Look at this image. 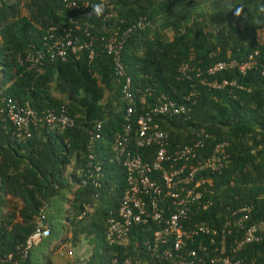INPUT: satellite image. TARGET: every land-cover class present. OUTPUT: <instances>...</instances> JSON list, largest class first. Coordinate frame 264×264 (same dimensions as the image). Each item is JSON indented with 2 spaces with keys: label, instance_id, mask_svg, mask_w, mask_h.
<instances>
[{
  "label": "trees",
  "instance_id": "1",
  "mask_svg": "<svg viewBox=\"0 0 264 264\" xmlns=\"http://www.w3.org/2000/svg\"><path fill=\"white\" fill-rule=\"evenodd\" d=\"M73 1L78 0H0V264H110L112 257L120 262L125 256L162 264L155 254L164 246L152 250L144 244L157 222L131 224L122 244L108 243L105 236L107 217L116 216L125 186L122 168L112 158V138L128 125L131 139L136 115L163 103L162 97L184 106L179 113L153 116L166 135L168 152L199 136L203 144L196 153L206 157L220 143V167L208 170L209 181L203 183L211 202L194 212V222L221 228L243 206H249L245 225L264 220V75L251 69L237 74L234 68L204 72L205 80L233 79L244 87L214 88L200 83L194 71L254 49L257 62L264 63V43L256 40L253 24L264 0H234L245 5L247 18L234 17L224 0H109L113 16L108 19L85 16L67 5ZM49 25L55 27L54 35L60 33L56 25L70 30L87 48L68 52L64 59L50 57L48 42L41 40ZM111 25L129 27L118 56L132 101L123 97L122 81L99 41L88 43L87 35H103ZM37 49L42 56L31 65L25 57ZM190 92L193 100L183 99ZM8 101L26 103L39 114L46 109L66 112L72 125L60 131L30 126L28 136L17 137L1 110ZM127 106L132 112L124 117ZM137 152L146 159L153 148ZM88 162L101 167L97 184L87 176ZM36 227L47 233L32 241L23 259L6 260ZM242 232L228 226L225 246ZM51 236L55 241L50 244ZM233 256L240 264H264V235L243 243Z\"/></svg>",
  "mask_w": 264,
  "mask_h": 264
},
{
  "label": "built area",
  "instance_id": "2",
  "mask_svg": "<svg viewBox=\"0 0 264 264\" xmlns=\"http://www.w3.org/2000/svg\"><path fill=\"white\" fill-rule=\"evenodd\" d=\"M97 0H78L67 5L78 8L85 16H89L90 5ZM113 16L108 9L102 19H108ZM121 22L120 20L118 21ZM139 23V22H138ZM112 26V27H111ZM103 35H87L88 43L92 40L99 41L112 61V71L116 79L120 82V91L127 101H132V89L129 86V78L124 74L122 63L119 60V50L123 43L124 35L127 34L129 27L119 29L117 25H111ZM77 27V26H76ZM56 30L60 31L57 35L55 27L49 25L42 37L43 42L49 44V56L57 55L64 59L69 52L73 53L87 48V42H80L78 35L71 34L70 30L56 25ZM120 31V32H119ZM42 51L37 49L35 53L27 54L30 64L41 58ZM259 51L252 50L239 59L227 58L218 60L208 66L204 71L196 69L195 76H198L199 82L210 87L220 88L224 85L244 88L236 84L235 80L225 78H211L205 80V73H213L223 69L234 68L237 74H244L246 70H256L260 75H264V63L257 62L256 57ZM89 50L87 58L91 57ZM75 54V58H77ZM186 68V63L179 67V70ZM187 70V69H186ZM192 92L185 94L183 99L193 100ZM9 100V98H6ZM163 103L153 105L145 111L141 109L135 117L136 127L134 134L127 135L128 125H125L122 133L114 135L110 143L113 152L112 158L123 171L125 186L118 201V207L115 217H107L108 230L105 233L108 243L122 244L126 238L131 224H146L148 222H157L159 227L150 234V239H146L144 244H148L152 250H158L161 245L163 248L155 254L157 261L162 264H240V259L233 256V253L246 242L259 241L264 235V220L250 222L247 225L248 209L241 207L232 211L230 217L225 218L222 226H209L207 224L195 223L192 219L194 212L205 209L211 202L205 197L207 191L203 185L207 177L199 172H208V170H217L220 167V143H217L209 156L200 157L196 153V148L202 146V139L198 136L192 139L189 144H184L179 148H174L168 152L164 147L166 135L156 123L153 116L160 113H179L184 110L183 105H175L172 100L162 97ZM140 102H144L141 98ZM15 104H17L15 102ZM7 102L4 115L14 126L15 136L24 137L29 134V127L44 125L49 130L60 131L65 126L72 125L73 117L66 112L53 109H46L37 113L26 103L15 105ZM132 112L130 106L126 107L128 116ZM153 148V154L150 158L143 159L139 154V148ZM91 149L87 148V157L90 158ZM197 157L198 160L190 162V158ZM87 176L92 178V183L97 184L95 177H101V167L98 163L88 162ZM199 173L197 178L196 174ZM89 178V177H86ZM208 181V180H207ZM234 215H236L234 217ZM191 219L189 223L188 220ZM236 226L238 230L243 229L240 239L234 238L233 244L226 247L225 235L228 226ZM47 230L43 227H36L34 232L28 235L23 243L16 245L14 257L12 253L5 255V259H23L26 256L27 249L39 235H45ZM197 236V237H193ZM69 254V251L66 252ZM2 258H0V261ZM145 264L139 259L132 261L125 256L120 262L112 257L110 264Z\"/></svg>",
  "mask_w": 264,
  "mask_h": 264
},
{
  "label": "clouds",
  "instance_id": "3",
  "mask_svg": "<svg viewBox=\"0 0 264 264\" xmlns=\"http://www.w3.org/2000/svg\"><path fill=\"white\" fill-rule=\"evenodd\" d=\"M109 6H110L109 0H97L96 3H93L89 6L91 11L89 12L88 15L96 17V18H101L105 15V12ZM223 6L229 13H232L234 17L236 18H241V17L247 18L246 14L244 13V9H245L244 4H237L234 2V0H224ZM253 24L257 26L258 34H261L260 30L264 29V3H260L257 5L256 10H255V19L253 20ZM200 174L207 177L206 181L207 180L209 181L207 172H200ZM198 175L199 173L196 174L195 178H197ZM243 207H247L249 211V206H243Z\"/></svg>",
  "mask_w": 264,
  "mask_h": 264
},
{
  "label": "rangeland",
  "instance_id": "4",
  "mask_svg": "<svg viewBox=\"0 0 264 264\" xmlns=\"http://www.w3.org/2000/svg\"><path fill=\"white\" fill-rule=\"evenodd\" d=\"M167 32V34H169V31L167 30L166 31ZM260 32H261V34H258V30L256 31V40L258 41V42H260V43H264V30L263 29H261L260 30ZM62 213V212H61ZM59 215H61V214H59ZM61 217H58V220L60 219ZM58 222H61V221H58ZM55 228L57 229V233L59 234V232H60V229H59V225H58V223L56 224V226H55ZM55 241V237L54 236H51L50 238H49V241H48V243H53ZM45 244H43V247H42V249H45ZM85 248H86V246H84ZM85 248H83L82 249V254H85L86 253V249ZM79 256V255H78ZM78 256H76V257H78ZM81 256V255H80ZM79 256V257H80ZM72 257H74L73 256V253H72ZM75 258V257H74ZM60 259V258H59ZM60 260H62V259H60Z\"/></svg>",
  "mask_w": 264,
  "mask_h": 264
}]
</instances>
